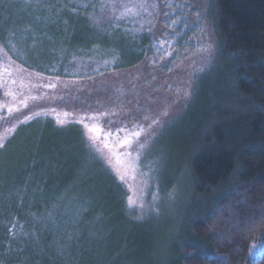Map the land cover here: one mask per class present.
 Instances as JSON below:
<instances>
[{
  "label": "trees",
  "instance_id": "1",
  "mask_svg": "<svg viewBox=\"0 0 264 264\" xmlns=\"http://www.w3.org/2000/svg\"><path fill=\"white\" fill-rule=\"evenodd\" d=\"M156 2L157 25L136 35L125 32L135 58L113 70L133 71L151 56L160 58L156 52L166 31L169 51L187 57L194 52L200 60L192 80L180 91L167 86L169 95L160 101L156 88L149 90L160 79L134 83L105 70L81 81L74 94L54 96L70 57H83L91 45L113 44L103 37L84 41L94 30L90 6L0 0V44L12 40L6 49L11 53L10 45L15 46L19 66L56 78L42 86L53 90L45 95L46 105H39L50 115L20 121L14 120V109L0 115V130L6 131L0 142V218L33 217L45 237L41 245L49 250L53 243L57 252L50 264H264V0ZM63 29L75 34L74 44L57 37ZM68 43L75 49L66 53ZM59 61L63 67L54 71ZM162 75L168 76V69ZM2 93L0 87V101ZM68 100L73 107H65ZM146 123H156L154 131L162 134L170 157L168 165L162 157L158 191H175L177 181L189 191L165 247L151 224L130 216L123 188L92 157L84 136L91 127L111 149L119 143L128 148ZM254 244L260 247L256 255Z\"/></svg>",
  "mask_w": 264,
  "mask_h": 264
},
{
  "label": "rangeland",
  "instance_id": "2",
  "mask_svg": "<svg viewBox=\"0 0 264 264\" xmlns=\"http://www.w3.org/2000/svg\"><path fill=\"white\" fill-rule=\"evenodd\" d=\"M28 1L1 0L6 5L16 4L18 2L20 5H23ZM69 1L74 2L76 6H90L93 9L91 15L87 17L91 25L94 26V30L92 34L84 37V41L92 43L90 39L95 41L103 37L105 38L103 40L104 43L108 42L113 44V46L105 47L101 44V47L91 45L88 48L89 46L86 45L83 46L84 48H88L85 49V52L81 48L83 57H70L64 66V78L59 79L57 86L54 88V96L66 93L74 94L79 88L81 81L103 70L117 76L122 73L127 79H133L134 83L140 81L142 83V79L145 78H151L153 83L160 79V83L154 86L152 84V87L149 89L153 90L156 88L155 95L161 96L158 101L161 99L165 100V96L168 97V87L173 86L180 91L179 89L183 86L184 82L187 83L192 80L193 70L200 59H195L196 54L194 55V52L187 57L188 55L186 54L175 56L174 51H169L167 47H170L171 44L166 43L165 28L164 36L161 38L162 43L158 44L159 47L156 52L160 58L151 56L148 59L149 62L145 60L140 65H137L133 71L129 69L124 71L113 70L122 65L126 66L135 58L134 53L128 52L129 43L126 41H130V39L126 38L124 35L125 32L128 31L130 35H136L142 32L152 31L157 25V14L160 12L156 0ZM16 10L17 12L14 16L18 19L19 12L22 9L18 7ZM79 16L84 18L81 13ZM75 21H78V19H74L73 22ZM78 22L81 23L80 21ZM51 23L54 24L53 21ZM69 30H61L60 35L57 37H61L62 40L67 42L72 41L69 43L74 44V38L76 36L71 32V29ZM85 38L88 40H85ZM47 39L49 40V38ZM199 39H202V37ZM202 42L207 43V40L205 39ZM12 43L13 41L10 40L7 45ZM55 43L57 42L55 41L51 44L53 48L56 47ZM69 43L64 48L66 53L70 52L73 48L75 49ZM7 45L0 44V76L2 75L0 87L3 92L0 101V115L13 109L17 111L16 113H12L15 116V121H20L30 115L34 116L47 113L50 115L49 110L44 111L45 109L42 107L40 109L39 105H46L45 95H50L53 90L49 93L42 86L54 84L53 81L55 82L54 79L56 78L48 79L45 75L43 77V75L23 69L15 60L18 57L15 51L13 52L15 46L10 45L11 53H9L6 49ZM48 47L51 49L50 46ZM42 49L40 52H42ZM23 51L24 49L19 52L24 54ZM172 61L174 62L171 68H167V65ZM58 66L59 68L63 67L62 61L57 62V65L52 67L55 68L53 70L55 71ZM166 69H168V76H163V70L166 71ZM154 72H157V74ZM32 95L39 101L31 102L29 96ZM25 99H27V102H31L27 107L21 104ZM64 104L65 107H73L71 100H68ZM177 107L179 106L176 104L170 110V113H174ZM71 111L78 112L81 109H72ZM152 117L156 119L157 114L154 113ZM155 124L146 123L144 125L145 128L142 129L139 135L140 137L137 136L134 138L131 147L126 148L119 143V146L116 147L117 150H113L107 146L109 142L102 137L99 139V134L91 127L86 126L84 136L89 143V151L92 157L123 188L125 193V206L130 216L137 221H147V223L151 224V228L161 237L162 246L165 247L171 241L177 224L182 218L183 211L188 202L189 191L186 188V184H181V181H177L178 185L175 191L171 193L163 195L158 191L157 186L160 184L158 170L163 163L162 157L166 155L164 165L169 164L170 157L168 150L163 144L164 138L162 134H159L158 131L155 133L154 131ZM1 133L0 142L4 134H6V131L1 129ZM114 153H127V155L117 157ZM37 222L40 224L41 220L37 219ZM42 239L46 243L45 237L39 235L38 230H36V221L33 217L28 216L25 219L17 217L0 218V264H30L31 260H35L38 264H42V262L50 264V260L57 252L53 250V243H50L48 247L51 252L45 249L41 245L43 243ZM38 243L40 245H36ZM24 250L27 251L26 254L22 253ZM259 251L260 247L254 244L251 254L256 255Z\"/></svg>",
  "mask_w": 264,
  "mask_h": 264
}]
</instances>
